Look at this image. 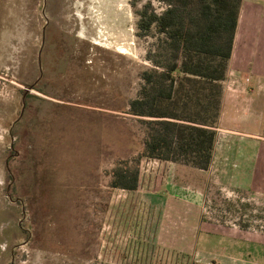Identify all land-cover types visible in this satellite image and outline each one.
<instances>
[{
  "label": "rangeland",
  "instance_id": "1",
  "mask_svg": "<svg viewBox=\"0 0 264 264\" xmlns=\"http://www.w3.org/2000/svg\"><path fill=\"white\" fill-rule=\"evenodd\" d=\"M146 1L164 7L0 0V264H202L194 237L183 239L197 220L199 233L220 235L210 264H264V179L232 189L215 170L142 157L135 189L110 185L116 162L142 149L144 126L127 109L150 67L155 36L135 26ZM245 36L222 81L221 124L249 130L264 106V63ZM239 143L249 153L254 141Z\"/></svg>",
  "mask_w": 264,
  "mask_h": 264
},
{
  "label": "trees",
  "instance_id": "2",
  "mask_svg": "<svg viewBox=\"0 0 264 264\" xmlns=\"http://www.w3.org/2000/svg\"><path fill=\"white\" fill-rule=\"evenodd\" d=\"M157 1L159 12L149 1L136 11V34L155 38L127 109L144 126L142 149L111 170L110 185L126 190L136 188L142 157L208 168L242 0Z\"/></svg>",
  "mask_w": 264,
  "mask_h": 264
},
{
  "label": "crops",
  "instance_id": "3",
  "mask_svg": "<svg viewBox=\"0 0 264 264\" xmlns=\"http://www.w3.org/2000/svg\"><path fill=\"white\" fill-rule=\"evenodd\" d=\"M237 35L239 40L241 39V35H246L244 39L246 46L262 51L263 55L260 57L263 58L261 60L264 63V0L241 1L233 45ZM261 60L259 59V61ZM224 96L225 94L223 93L221 96L220 113L215 127L216 137L211 161L205 170H215L218 172L216 177L225 176L227 181H230L229 177L232 178L235 184H224L227 187L229 186V188H236L238 190L260 189V180L264 179V106L261 112H255L256 115L259 114L256 127L250 126L248 127L249 130L243 127L239 128L238 126L241 125L240 121L237 124L230 123L228 126H223L221 123H224L226 118L224 110V100L226 101V99H224ZM239 120H243V117H239ZM226 132L233 134V138L235 139H224L223 136H226ZM245 139L254 141L253 146L249 147V153L248 151L246 153L242 152L240 148L239 142ZM235 140H237L239 146L231 143L235 142ZM230 145L234 149L230 150ZM201 223L200 220L194 222L195 235H190L183 239L187 240L189 237H194L191 251H194L196 261L202 262V264H210L213 259L212 251L219 250V247H216L219 243V238L215 242L211 237L213 234L217 235L218 233H210L211 235L209 233H207L208 235L206 233H199L202 230ZM185 231L183 230V232ZM202 235L204 237L201 238ZM198 246L205 248L200 250L197 248Z\"/></svg>",
  "mask_w": 264,
  "mask_h": 264
}]
</instances>
